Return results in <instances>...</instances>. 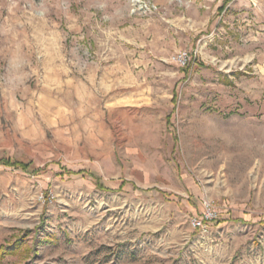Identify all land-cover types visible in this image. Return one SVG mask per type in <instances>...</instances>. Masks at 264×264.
I'll list each match as a JSON object with an SVG mask.
<instances>
[{
	"label": "rangeland",
	"instance_id": "1",
	"mask_svg": "<svg viewBox=\"0 0 264 264\" xmlns=\"http://www.w3.org/2000/svg\"><path fill=\"white\" fill-rule=\"evenodd\" d=\"M0 161V264H264V0H0Z\"/></svg>",
	"mask_w": 264,
	"mask_h": 264
},
{
	"label": "built area",
	"instance_id": "2",
	"mask_svg": "<svg viewBox=\"0 0 264 264\" xmlns=\"http://www.w3.org/2000/svg\"><path fill=\"white\" fill-rule=\"evenodd\" d=\"M176 61L180 62L182 65H185L187 63L186 53H179L176 56ZM216 219L217 213L214 206L209 202H205L199 217L192 219L190 223L194 229L200 230L204 229L207 224L216 221Z\"/></svg>",
	"mask_w": 264,
	"mask_h": 264
},
{
	"label": "trees",
	"instance_id": "3",
	"mask_svg": "<svg viewBox=\"0 0 264 264\" xmlns=\"http://www.w3.org/2000/svg\"><path fill=\"white\" fill-rule=\"evenodd\" d=\"M1 162H2V164L4 166H9V167L10 166H12V167L17 166V163H14V162L9 163L8 161H4V162L3 161H0V163ZM24 168H27V167H24ZM78 173H85V171H80ZM88 176L91 177V178H94V179L98 180L99 183H97V184H99V186L101 188H104L103 184L102 183L100 184V180H99V178L95 174L88 172ZM10 252H11V250L10 251H6L3 247H0V262L4 259V257L6 255H9Z\"/></svg>",
	"mask_w": 264,
	"mask_h": 264
}]
</instances>
